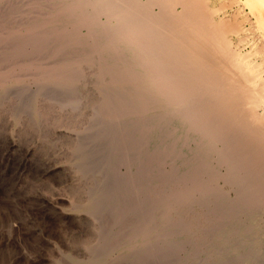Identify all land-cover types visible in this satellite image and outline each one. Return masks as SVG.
Segmentation results:
<instances>
[{"label": "bare ground", "instance_id": "1", "mask_svg": "<svg viewBox=\"0 0 264 264\" xmlns=\"http://www.w3.org/2000/svg\"><path fill=\"white\" fill-rule=\"evenodd\" d=\"M87 112L131 165L115 189L69 145L103 244L120 224L85 264H264V0H0V122L50 147Z\"/></svg>", "mask_w": 264, "mask_h": 264}, {"label": "rangeland", "instance_id": "2", "mask_svg": "<svg viewBox=\"0 0 264 264\" xmlns=\"http://www.w3.org/2000/svg\"><path fill=\"white\" fill-rule=\"evenodd\" d=\"M6 1L8 2V0ZM12 90L17 89L14 88ZM16 92L18 91H14L12 94ZM29 93L30 91L28 90L22 92L20 97L24 103L27 99H30ZM88 115L89 113L87 112L85 116L75 118V121L72 122L73 125L70 126L64 125L65 123L60 124L61 126L59 125L58 129L56 128L55 130V136L60 140H58L59 142L56 145L54 144L50 147H44L45 143L38 139L31 131L29 132L31 134L21 135L24 133L18 134L19 126L14 125V127L8 121V123L0 122V264H85L87 257H89L88 255L92 253V245L96 244L94 243L93 232L96 237L99 234L101 236L98 237L101 240L98 241L97 238V241L98 247L102 251H99V249L93 250L95 253L98 252V255L104 252L103 247L105 246H117V234L119 232L116 230H120V224L115 226L116 229L111 221L113 227L109 235H111L110 240H112L111 238L114 240L111 241L112 243L103 244V236H105L106 230H109V228L105 226L102 228V225H99L103 222L101 217L104 216L105 221L108 219L106 218V216H109L108 209L101 207L97 209V214L95 212V215L94 213L92 215L88 212L85 198L88 194L86 193L87 186H89L88 178H91V174L95 172L102 173L103 171V179L106 178L107 186H112L113 188L115 186V189L125 184L126 180H129L125 172L129 170L128 168L131 164H122V160L129 152L128 149L126 150L129 146H123L124 149H120L119 154L112 156V160H105L103 153L105 147L102 144L104 141L101 139H103V135L105 137V134L102 133L109 130L111 122H105L106 124L103 123L105 125L102 124L101 128H99L97 122ZM4 123H7V125H4ZM89 126H92L91 129H93L91 130ZM88 127L91 131L87 130ZM102 130L104 131L100 132ZM80 132L81 134L79 135ZM89 132L95 135V141ZM55 136L53 137V141H55ZM87 136H89L88 141ZM90 137L95 144L89 150L86 147L88 146L87 144H91ZM73 140L86 144L84 147L87 153L86 155L84 153L83 160L84 166H87V168L83 167V170L85 172L89 171V174L86 175L87 179L82 177V174L78 172L79 170L76 167L74 168V155L69 147ZM136 146L132 149L134 151L130 153L131 157L129 158L133 162L137 158ZM122 155L123 158L121 157ZM110 161L113 163V168H108ZM90 163L91 165H89ZM88 165L94 168L92 167L93 169L90 170ZM101 166H103V169H101ZM113 172L118 173V175L115 176ZM90 194L92 196V191ZM82 196H85V198L83 199ZM147 197L145 194L143 196L144 200ZM83 205L85 206L84 208L82 207ZM103 212L105 213L103 214ZM132 214V220L139 219V212H132ZM96 217H99V219L97 220ZM174 244L175 241H172L171 245ZM138 245L139 243L136 241L133 248L141 247ZM183 247L176 248L179 251L174 253L179 254L180 257H185L186 249ZM127 253L124 254L126 255ZM130 254L132 258H127V255L125 258L123 257L124 259L120 260L119 264H129L130 261L134 262V264L154 263L149 258L150 256L147 259H139L141 254L139 251L133 250ZM181 259L183 260V258ZM160 263L162 264V262ZM251 264H258V262H252Z\"/></svg>", "mask_w": 264, "mask_h": 264}]
</instances>
